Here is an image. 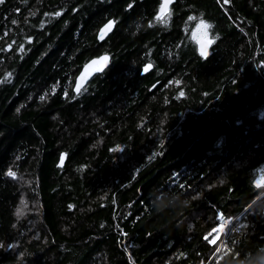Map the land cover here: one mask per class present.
<instances>
[{
  "label": "trees",
  "instance_id": "trees-1",
  "mask_svg": "<svg viewBox=\"0 0 264 264\" xmlns=\"http://www.w3.org/2000/svg\"><path fill=\"white\" fill-rule=\"evenodd\" d=\"M162 1L0 4V264L264 254V0H172L166 24ZM201 13L207 56L187 31Z\"/></svg>",
  "mask_w": 264,
  "mask_h": 264
},
{
  "label": "water",
  "instance_id": "water-1",
  "mask_svg": "<svg viewBox=\"0 0 264 264\" xmlns=\"http://www.w3.org/2000/svg\"><path fill=\"white\" fill-rule=\"evenodd\" d=\"M109 21L112 22V27L110 29H108L107 31L104 32L103 36L101 35V31L103 29H105V26L109 23ZM115 28V21L113 19H110L108 20L103 26H101L99 32H98V35H97V38L98 40L100 41H103L105 40L109 34L114 30ZM104 56H108V63L107 65H105L103 68H100V61H101V58L104 57ZM93 61H97L98 63L97 64H93L92 62ZM111 63V56L110 54H107V53H104V54H101L97 57H93L91 58L83 67L82 69L80 70V72L78 73L77 77H76V83H75V86H74V91L75 93H79L85 86L86 84L92 79V77L96 74H100L102 73ZM99 69V70H97ZM150 70V66L147 65L143 68V73H147L148 71ZM83 78V79H82ZM81 85V90L79 92L76 91V88H77V85ZM61 157H63V159L60 158V162L59 164L62 166L64 164V161H65V155L62 154Z\"/></svg>",
  "mask_w": 264,
  "mask_h": 264
},
{
  "label": "snow or ice",
  "instance_id": "snow-or-ice-1",
  "mask_svg": "<svg viewBox=\"0 0 264 264\" xmlns=\"http://www.w3.org/2000/svg\"><path fill=\"white\" fill-rule=\"evenodd\" d=\"M225 2H227V0H225ZM4 3V0H0V4ZM172 3V0H163V3L160 4L159 6V13L157 15V20L163 23H167V19L166 17H170L171 16V10H170V4ZM56 15H60V13H56ZM13 23H15V21H13ZM112 27V22L109 21V23L105 26V29H103L101 31V35L103 36L104 32L107 31L108 29H110ZM198 32L202 33L204 39L201 40L200 42V47H201V55L202 56H207L208 53V46L212 45L215 42V39H213L210 34L206 33L203 30H198ZM108 56H104L101 58L100 63V68H103L105 65H107L108 63ZM93 64H97V61H93ZM99 70V69H97ZM83 79V78H82ZM81 90V85H77L76 91L79 92ZM182 94V93H181ZM45 99L44 96H41V100ZM19 110V109H18ZM61 159H63V157H61ZM8 175L10 176H14L15 173L9 171ZM17 215H22V212L20 210L17 211Z\"/></svg>",
  "mask_w": 264,
  "mask_h": 264
},
{
  "label": "clouds",
  "instance_id": "clouds-1",
  "mask_svg": "<svg viewBox=\"0 0 264 264\" xmlns=\"http://www.w3.org/2000/svg\"><path fill=\"white\" fill-rule=\"evenodd\" d=\"M188 19H189V21H197L198 20V22L196 23L199 25L198 30H203L208 34H210L215 27L214 22L205 20L203 18V13H201L199 15V17L190 16ZM165 26H167V25H165ZM212 38L215 39L216 37L213 36ZM249 264H251V262H249ZM254 264H264V254L258 256L256 261L254 262Z\"/></svg>",
  "mask_w": 264,
  "mask_h": 264
},
{
  "label": "rangeland",
  "instance_id": "rangeland-1",
  "mask_svg": "<svg viewBox=\"0 0 264 264\" xmlns=\"http://www.w3.org/2000/svg\"><path fill=\"white\" fill-rule=\"evenodd\" d=\"M162 3H163V1H162ZM158 13H159V11H158ZM158 13H157V15H158ZM197 22H198V20L195 21L194 23L188 24L187 25V31H188L189 38L194 40V42H196L198 49L201 52L200 42H201V40L204 39V37H203L202 33L198 32L199 25L196 24ZM210 36H211V34H210ZM210 46H208V51L210 49Z\"/></svg>",
  "mask_w": 264,
  "mask_h": 264
},
{
  "label": "bare ground",
  "instance_id": "bare-ground-1",
  "mask_svg": "<svg viewBox=\"0 0 264 264\" xmlns=\"http://www.w3.org/2000/svg\"><path fill=\"white\" fill-rule=\"evenodd\" d=\"M106 22H107V21H106ZM106 22H105V23H106ZM105 23H104V24H105ZM104 24H103V25H104ZM103 25H102V26H103ZM100 28H101V27H100ZM99 30H100V29H99ZM75 83H76V82H75Z\"/></svg>",
  "mask_w": 264,
  "mask_h": 264
}]
</instances>
